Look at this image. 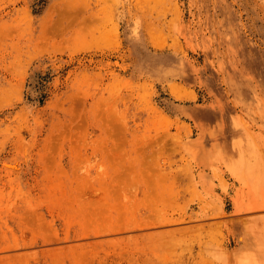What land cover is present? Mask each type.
Returning a JSON list of instances; mask_svg holds the SVG:
<instances>
[{"label":"rangeland","instance_id":"1","mask_svg":"<svg viewBox=\"0 0 264 264\" xmlns=\"http://www.w3.org/2000/svg\"><path fill=\"white\" fill-rule=\"evenodd\" d=\"M251 143L264 0H0V264H258Z\"/></svg>","mask_w":264,"mask_h":264},{"label":"bare ground","instance_id":"2","mask_svg":"<svg viewBox=\"0 0 264 264\" xmlns=\"http://www.w3.org/2000/svg\"><path fill=\"white\" fill-rule=\"evenodd\" d=\"M237 32H229L224 34V38L228 44L229 51L233 52V44L237 38ZM215 41H219L218 36ZM221 68V67H220ZM139 76H150L152 78L161 77V74L156 70L154 65L145 64L139 68ZM226 86L228 92L233 96L235 102L241 106L248 107L247 97L256 94V89L253 87H243L238 81L232 77L226 79ZM187 152L196 159V150L190 143L186 146ZM239 164L235 168H231L230 172L236 180H239L242 185L248 187L247 199L250 205L254 209H259L258 218L255 216L253 223L254 229L251 230V237L256 239L259 245L258 249V264H264V159L257 154L254 144H249L246 146L245 150L241 153L238 152ZM247 161L249 162L247 164ZM251 161V162H250ZM7 169H15L16 165L6 164ZM245 168V172L242 174V169ZM244 176V178H243ZM262 214V215H260ZM87 232L81 235L83 238L95 236V234H90ZM48 242H52L51 236L46 237ZM5 251V250H4ZM3 252V251H2ZM251 264V263H248Z\"/></svg>","mask_w":264,"mask_h":264}]
</instances>
